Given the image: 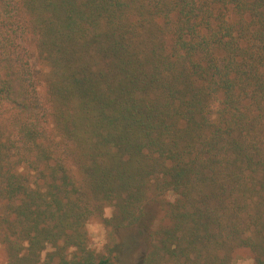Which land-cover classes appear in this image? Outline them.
I'll list each match as a JSON object with an SVG mask.
<instances>
[{
	"label": "trees",
	"instance_id": "16d2710c",
	"mask_svg": "<svg viewBox=\"0 0 264 264\" xmlns=\"http://www.w3.org/2000/svg\"><path fill=\"white\" fill-rule=\"evenodd\" d=\"M152 201L136 264H264V0H0L5 264H122Z\"/></svg>",
	"mask_w": 264,
	"mask_h": 264
},
{
	"label": "rangeland",
	"instance_id": "374dc122",
	"mask_svg": "<svg viewBox=\"0 0 264 264\" xmlns=\"http://www.w3.org/2000/svg\"><path fill=\"white\" fill-rule=\"evenodd\" d=\"M28 61L33 77L37 80L38 89L42 88L41 76L46 71L44 65L37 57L35 42L29 44ZM173 196L167 195L164 201H172ZM164 204L152 201L145 206V215L140 224L132 228H124L116 231V241L118 257L122 264H136L138 258L149 247L152 242V234L164 222ZM111 210L105 211V216L109 217ZM89 246L92 250L103 252L111 246L107 237V229L98 218L89 222ZM119 245V246H118ZM6 263V252L0 245V264ZM232 264H254L253 255L246 249H238L234 254Z\"/></svg>",
	"mask_w": 264,
	"mask_h": 264
}]
</instances>
